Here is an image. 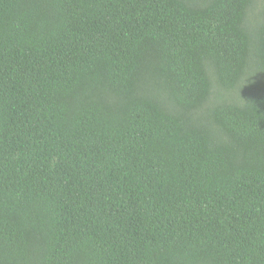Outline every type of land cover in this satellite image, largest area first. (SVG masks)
Segmentation results:
<instances>
[{"label": "trees", "instance_id": "trees-1", "mask_svg": "<svg viewBox=\"0 0 264 264\" xmlns=\"http://www.w3.org/2000/svg\"><path fill=\"white\" fill-rule=\"evenodd\" d=\"M261 0H0V264H264Z\"/></svg>", "mask_w": 264, "mask_h": 264}, {"label": "rangeland", "instance_id": "rangeland-1", "mask_svg": "<svg viewBox=\"0 0 264 264\" xmlns=\"http://www.w3.org/2000/svg\"><path fill=\"white\" fill-rule=\"evenodd\" d=\"M263 4H264V0H261V5H263ZM261 5H260V6H261Z\"/></svg>", "mask_w": 264, "mask_h": 264}]
</instances>
